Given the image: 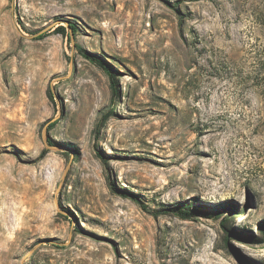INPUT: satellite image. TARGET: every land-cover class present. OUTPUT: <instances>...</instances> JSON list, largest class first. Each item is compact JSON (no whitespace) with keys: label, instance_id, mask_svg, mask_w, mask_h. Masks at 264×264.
Returning a JSON list of instances; mask_svg holds the SVG:
<instances>
[{"label":"rangeland","instance_id":"obj_1","mask_svg":"<svg viewBox=\"0 0 264 264\" xmlns=\"http://www.w3.org/2000/svg\"><path fill=\"white\" fill-rule=\"evenodd\" d=\"M0 264H264V0H0Z\"/></svg>","mask_w":264,"mask_h":264},{"label":"trees","instance_id":"obj_2","mask_svg":"<svg viewBox=\"0 0 264 264\" xmlns=\"http://www.w3.org/2000/svg\"><path fill=\"white\" fill-rule=\"evenodd\" d=\"M70 26L76 30V25L74 24H70ZM64 29V28H63ZM43 35H41L40 37H43ZM79 50H80V53L85 57V58H88L89 60L97 63L98 65H100L101 67H103L107 72L108 74L110 75V77L112 78V84H113V89H114V95L117 93V87H116V82H115V73H114V70L105 62L103 61V59H101L100 57H97L95 55H93L91 52H89L87 49L83 48V47H79ZM105 118V116H104ZM56 122L53 123V125H55ZM180 210V211H179ZM178 208H172L171 211H179L180 212V215L184 218H189L191 217L192 213L191 211H186V210H181ZM169 211V210H168Z\"/></svg>","mask_w":264,"mask_h":264},{"label":"water","instance_id":"obj_3","mask_svg":"<svg viewBox=\"0 0 264 264\" xmlns=\"http://www.w3.org/2000/svg\"><path fill=\"white\" fill-rule=\"evenodd\" d=\"M71 38H72V40L74 42L75 40H74V34H73V32H71Z\"/></svg>","mask_w":264,"mask_h":264}]
</instances>
